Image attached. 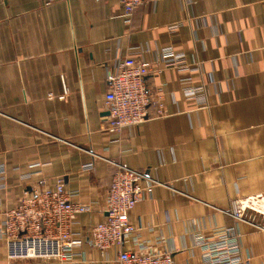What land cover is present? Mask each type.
<instances>
[{
    "label": "crops",
    "instance_id": "1",
    "mask_svg": "<svg viewBox=\"0 0 264 264\" xmlns=\"http://www.w3.org/2000/svg\"><path fill=\"white\" fill-rule=\"evenodd\" d=\"M122 14L117 0H0L4 209L39 180L61 177L78 191L74 202L94 206L75 227L84 231L105 216L113 162L166 185L131 214L149 250L180 242L174 263L202 264L194 239L236 226L243 256L264 264V232L227 214L236 199L264 195V0H157L143 4L130 26ZM166 47L193 71L155 63ZM131 53L155 64L146 88L161 98L165 116L114 134L105 129L107 72ZM202 85L207 109L184 94ZM90 163L94 169L83 172ZM124 247L140 249L133 239ZM83 252L85 261L69 264H112L118 254L103 256L88 239ZM45 262L10 261L0 244V264Z\"/></svg>",
    "mask_w": 264,
    "mask_h": 264
},
{
    "label": "built area",
    "instance_id": "2",
    "mask_svg": "<svg viewBox=\"0 0 264 264\" xmlns=\"http://www.w3.org/2000/svg\"><path fill=\"white\" fill-rule=\"evenodd\" d=\"M122 7V20L126 26L132 24L135 12L143 4L157 0H117ZM49 4V2H48ZM157 61L167 69L176 72H192L184 54L176 53L173 47L160 50ZM155 64L144 61L131 53L125 59L118 60L108 69L109 90L105 105L109 116L105 129L110 133H122L125 129L137 127L147 120L165 116L161 98L153 97L146 88V77ZM212 80H209L211 82ZM205 85L186 88L187 100L195 101L199 109H207ZM64 100L68 88H63ZM158 108L157 114H151L150 108ZM41 164L30 165L34 169ZM115 174L105 198V216L103 220L86 228L76 230L79 218L93 211V204L74 202L78 191L66 188L65 180L56 178L54 184L41 179L25 191L12 209H4L2 194L6 192L5 168L0 167V244L6 245L8 259L46 260L43 264H69L77 259L86 260L83 247L88 239L91 247L104 256L110 249L118 254L112 264H175L174 252H181L183 246L174 242L170 251H152L140 243L141 225L132 222L133 210L148 200L156 186H166L138 170L126 165L113 163ZM94 169V164L83 166L82 171ZM18 170V169H17ZM29 175L27 178H29ZM241 223H248L259 232H264V195H252L236 199L233 211L227 213ZM214 237L208 239L198 235L194 239L196 248L202 251V264H250L251 258L243 256L242 234L238 227L230 226L215 230ZM135 240L139 251L125 249L129 240ZM55 261V263L49 261Z\"/></svg>",
    "mask_w": 264,
    "mask_h": 264
},
{
    "label": "water",
    "instance_id": "3",
    "mask_svg": "<svg viewBox=\"0 0 264 264\" xmlns=\"http://www.w3.org/2000/svg\"><path fill=\"white\" fill-rule=\"evenodd\" d=\"M109 114V113H108Z\"/></svg>",
    "mask_w": 264,
    "mask_h": 264
}]
</instances>
